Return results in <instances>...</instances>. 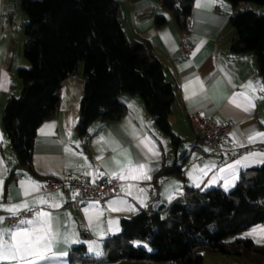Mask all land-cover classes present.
Returning <instances> with one entry per match:
<instances>
[{
  "label": "crops",
  "instance_id": "1",
  "mask_svg": "<svg viewBox=\"0 0 264 264\" xmlns=\"http://www.w3.org/2000/svg\"><path fill=\"white\" fill-rule=\"evenodd\" d=\"M119 2L122 25L127 35L133 38L139 34L149 40L152 52L163 63L167 80L175 86L176 96L170 121L173 132L182 141L175 149L170 138L160 131L146 110L142 99L138 95L130 94L121 96L127 106L121 119L97 120L89 127L86 135H79L76 125L85 91L81 63L78 72L63 83L56 113L37 128L33 149L34 173L19 167L16 174L8 179L17 163V155L2 121L8 98L20 96L22 91L18 70L28 65L23 53L27 15L21 8L22 0H0V84H3L0 87V180L3 181L0 186V217L6 218L14 214L4 210L12 205L23 204L25 201L31 204L41 196L62 194L56 200L62 205L59 208L39 204L33 208L50 211L54 217L53 227L57 239H68V243L54 246L53 251L57 252L55 259L40 264H139L141 261L73 262L70 260V250L75 245L85 244L86 253L96 257L89 253L92 241L103 243L104 252V242L121 231L122 218L150 205L171 204L178 197L184 196L185 183L207 189L214 186L224 188L225 182L230 181L233 187L244 169L262 164L257 162L260 159L257 157L246 161V166H236L235 178L231 171H219L249 153H264V138L255 143L248 141V136L254 132L264 133V80L258 70L257 57L252 52L236 53L231 49L236 31L230 23V17L240 9L252 8V4L234 6L228 0H216L214 4L200 6L207 4V0H195L190 31L185 34L172 13L156 0ZM157 14L166 15L167 23L156 26ZM184 41L191 48L188 54L182 48ZM247 85L252 87H245ZM237 93H244L255 107L247 112L236 107L231 100ZM245 96H237V101L245 103ZM193 112H201L218 122L225 119L236 120L238 124L224 138L223 148L232 149L247 144L252 148L236 159L229 158L226 152H212L191 123L190 115ZM150 148L153 151H149ZM182 154L188 156L184 163L185 180L172 175L164 177L156 184L155 172ZM128 159L133 164H145L151 179L120 180L114 177L112 173L120 171V165L116 161L119 160L123 165ZM206 165L214 167L208 168L202 174L200 169H205ZM78 171L93 173L88 175L90 178L110 176L121 181L122 191L119 195L99 201V209H103L102 215L99 209H90L88 213L84 210L89 207L90 202L98 200L84 202L81 207L76 208L68 190L42 191L46 178ZM26 180L38 182L41 185L39 191L29 188V194L25 195L27 185L20 182ZM213 180L216 183H212ZM129 185H132L129 189L131 195L125 190ZM139 189L144 191L140 192ZM116 199H123L135 211L127 210L126 205H115L122 209L120 211L108 209L109 201ZM24 210L27 209H20L18 212ZM89 216H92L91 222ZM110 221L116 223H109ZM258 226L264 227V223ZM60 252H66L67 255L61 256ZM234 262L235 260L232 264Z\"/></svg>",
  "mask_w": 264,
  "mask_h": 264
},
{
  "label": "trees",
  "instance_id": "2",
  "mask_svg": "<svg viewBox=\"0 0 264 264\" xmlns=\"http://www.w3.org/2000/svg\"><path fill=\"white\" fill-rule=\"evenodd\" d=\"M156 1L188 34L195 0ZM228 1L234 6L264 5V0ZM21 8L27 15L23 53L28 65L18 70L20 96L8 98L3 114V127L17 155L8 179L19 167L34 173L37 128L56 113L63 83L81 63L85 91L76 125L79 135H86L97 120L121 119L127 110L121 96L138 95L177 148L182 138L173 132L170 121L175 86L167 80L149 40L139 34L130 38L125 32L119 0H22ZM167 21L164 14L155 17L156 26ZM230 23L236 31L231 49L254 53L264 80V15L245 7L231 15ZM187 157L182 154L161 166L154 182L172 175L184 181ZM184 186V196L171 204L150 205L122 218L121 231L104 242V256H90L86 245L79 244L71 248L70 260L203 264L205 250L263 264L264 243L243 233L264 223V163L244 169L231 189ZM141 240L147 244H140Z\"/></svg>",
  "mask_w": 264,
  "mask_h": 264
},
{
  "label": "snow or ice",
  "instance_id": "3",
  "mask_svg": "<svg viewBox=\"0 0 264 264\" xmlns=\"http://www.w3.org/2000/svg\"><path fill=\"white\" fill-rule=\"evenodd\" d=\"M216 0H207V4H201L200 6H208L214 4ZM3 87V84H0ZM188 87L187 85L185 86ZM245 87H252L247 85ZM195 95V93H193ZM237 96H245L244 93H237L233 96L231 102L238 108H243L244 111H249L250 108L255 107L252 100L245 96V103H240L237 101ZM264 138V133L254 132L248 136V141L251 143L257 142L258 139ZM264 142V139H262ZM243 146V145H241ZM149 151H153L151 148ZM156 154V153H153ZM260 157V159H257ZM257 159V162L264 163V153H249L248 155L242 157L240 160H236L233 164H229L224 168L219 169L220 172H229L233 174L235 178L236 166L245 164L246 161ZM117 165H120L119 172H113L114 177L120 180H150L148 169L145 164H133L131 159H128L126 164L121 165L120 161H116ZM246 166V164H245ZM214 167V165H206L205 169H200L203 174L208 168ZM87 175H93V173H86ZM94 182V181H93ZM22 185H27L25 188V195L29 194L28 189L32 191H39L41 185L36 181L26 180L20 182ZM212 183H216L215 180ZM3 181L0 180V186H2ZM198 186V185H197ZM231 186L230 181L225 182V188ZM132 185L128 186V194L131 195L129 190ZM2 190V188H0ZM143 192L144 189H139ZM62 194H48L47 197L41 196L33 200L31 204L25 201L23 204L12 205L11 207L5 208V211L16 213L20 209H27L32 211L36 204L39 205H49L51 208H59L62 205L58 202L57 196ZM171 198V197H170ZM51 201V203H50ZM143 203V200H141ZM115 205H126L127 210L135 211L131 205H127L126 201L123 199L111 200L108 203V209L112 211H120L121 208L115 207ZM90 209H99V201H92L89 207L85 208V212L88 213ZM100 215L103 214V209H99ZM5 217H0V264H40V262L51 261L56 258L57 252H54V246L61 243H68L67 237L63 240H58L57 235L54 231V217L50 211H45L38 209L33 213L31 219H20L18 222L13 223L10 226H4ZM91 222L92 216H89ZM109 223L115 224V221H110ZM119 231L118 228L115 229ZM245 238H252L254 242L261 243L264 241V227H253L249 232L244 234ZM135 243V242H134ZM92 251L99 252L98 248H92ZM59 255L66 256V252H60Z\"/></svg>",
  "mask_w": 264,
  "mask_h": 264
},
{
  "label": "built area",
  "instance_id": "4",
  "mask_svg": "<svg viewBox=\"0 0 264 264\" xmlns=\"http://www.w3.org/2000/svg\"><path fill=\"white\" fill-rule=\"evenodd\" d=\"M6 1L10 2L12 0ZM182 48L187 54L191 49L186 41H184ZM190 120L194 129L201 135L203 143L214 153L226 152L229 158L236 159L243 152L249 151L252 148L250 144L232 149L223 148L222 143L224 138L238 124L234 119H225L218 122L201 112H193L190 115ZM61 190H68L72 195L74 207L79 208L87 201H102L117 196L121 193L122 188L121 181L116 178L110 176L90 178L84 171L68 172L59 177H48L42 187L43 192H57ZM35 211V209H32V211L24 210L8 215L4 221V225H12L20 219H30Z\"/></svg>",
  "mask_w": 264,
  "mask_h": 264
},
{
  "label": "rangeland",
  "instance_id": "5",
  "mask_svg": "<svg viewBox=\"0 0 264 264\" xmlns=\"http://www.w3.org/2000/svg\"><path fill=\"white\" fill-rule=\"evenodd\" d=\"M252 9H254V10H256V11H258L264 15V5L252 4ZM231 188H232V186H229L225 189H231ZM247 231H245L243 233V235L245 233H247ZM261 243H264V241H262ZM140 244H147V242L144 240H141ZM89 247H90L89 248L90 254H92L96 257H99V258L104 256L103 243H99L97 241H92V244ZM94 247L98 248L99 252L92 251L91 249ZM202 253L206 254L203 264H232V262L234 260H235V262L233 264H235V263L236 264H254L251 261H249V259H247L245 256H231V255H226L223 253H215V252H210V251H205V250H203ZM127 264H129V263H127ZM139 264H162V263L141 261V263H139ZM263 264H264V261H263Z\"/></svg>",
  "mask_w": 264,
  "mask_h": 264
}]
</instances>
